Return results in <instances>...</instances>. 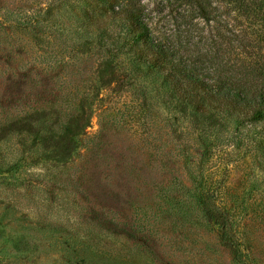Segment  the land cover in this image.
<instances>
[{"label":"rangeland","instance_id":"1","mask_svg":"<svg viewBox=\"0 0 264 264\" xmlns=\"http://www.w3.org/2000/svg\"><path fill=\"white\" fill-rule=\"evenodd\" d=\"M211 2L207 24L188 0H0V264H78L90 251L264 264L253 131L182 116L149 79L128 85L139 73L118 6L139 10L157 37L206 49L226 24H248ZM113 76L124 85H102ZM86 117L69 157L66 127Z\"/></svg>","mask_w":264,"mask_h":264},{"label":"trees","instance_id":"2","mask_svg":"<svg viewBox=\"0 0 264 264\" xmlns=\"http://www.w3.org/2000/svg\"><path fill=\"white\" fill-rule=\"evenodd\" d=\"M188 1L196 4V12L207 24L215 20L211 0ZM223 1L229 16L235 14V19L245 18L248 24L245 27L226 24L225 33L220 29L216 32L219 41H213L206 49L157 37L139 10L118 6L116 13L127 17L124 42L136 56L134 64L139 73L129 80L128 85L149 79L150 84L165 91L169 108L182 116L193 121H206L209 125L225 121V127L232 122L236 132L252 130V144L264 158V0ZM115 8L113 5L112 10L115 11ZM125 78L113 76L108 79L101 77L100 80L104 86L116 83L120 88ZM81 111L79 117L83 119L86 111ZM85 119L88 120L80 130H74L79 126L77 124L66 127L69 134L66 152L69 157L78 144L73 135L89 127V117ZM203 205L210 211L208 203ZM74 254H77L76 251L69 253L70 257ZM75 258L70 260L71 264H74ZM78 264L131 263L90 251L86 257H80Z\"/></svg>","mask_w":264,"mask_h":264}]
</instances>
